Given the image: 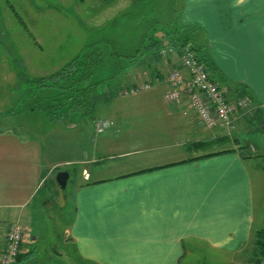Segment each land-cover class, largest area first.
<instances>
[{"label":"crops","instance_id":"0c3cea01","mask_svg":"<svg viewBox=\"0 0 264 264\" xmlns=\"http://www.w3.org/2000/svg\"><path fill=\"white\" fill-rule=\"evenodd\" d=\"M176 20L201 42L198 55L210 65L212 80L229 88L234 98L249 97L250 109L237 116L226 139L221 130L206 129L197 121L186 97L165 103L168 87L163 79L177 66L176 58L141 61L129 68L118 79V89L98 99V108L146 91L151 97L142 98L147 107L140 114L115 105L107 130L99 135L94 131L93 157L79 162L84 167L73 195L72 221L64 232L79 262L181 264L200 253L201 246L231 256V264L249 262L247 247L257 229L249 164L262 183L264 156L258 159L251 143L242 148L240 137L259 126L264 135V0H180ZM146 83L148 90L122 94L126 87ZM136 116L146 127H125L129 123L123 121L133 122ZM2 135L5 129H0ZM203 142L210 145L197 144ZM215 143L229 147L199 153ZM261 150L264 154V145ZM21 153L16 144H0L3 219L19 218L11 210L17 208L12 201L23 197L24 188L30 191L28 178L24 184L20 180L27 158ZM55 170L53 164L46 175ZM11 219H0V254L9 226L18 224ZM26 246L24 241L21 253L28 252Z\"/></svg>","mask_w":264,"mask_h":264},{"label":"rangeland","instance_id":"374dc122","mask_svg":"<svg viewBox=\"0 0 264 264\" xmlns=\"http://www.w3.org/2000/svg\"><path fill=\"white\" fill-rule=\"evenodd\" d=\"M179 5L180 0H0V129L6 130V135L0 136V144L22 148L21 154L27 158L22 160L24 174L20 180L24 184L28 178L30 188L28 193L24 188L21 199L12 201L17 208L11 210L19 218L3 219L0 213V219L17 220L25 227V249H36L30 264H85L77 260L64 232L72 221L73 195L84 167L79 162L93 157L96 146L92 118L73 117L65 111L51 115L47 107L56 94L53 89L50 94L47 89L38 90L37 81L59 72L94 45L105 50L106 64L113 61L114 69L126 66V60L119 62L107 56L132 55L143 40L158 38L176 20ZM111 69L106 65L98 68L96 78H105ZM127 71L116 76L117 80ZM151 93L103 102L94 119L108 122L117 104L126 112L140 114L147 107L142 98L151 97ZM51 116L55 119L49 120ZM123 122L129 123L125 127L135 129L148 124L141 116L133 122ZM262 133L259 126L258 131L251 129L240 137L241 147L246 143L255 146L258 159L264 156ZM227 147L229 144L215 143L199 153ZM53 164L55 172L69 173L63 192L57 188L53 175H46ZM249 170L255 191V226L260 229L264 226V170L262 183L250 164ZM40 181L37 193L35 188ZM32 237L35 243L29 244ZM200 249V253L189 255L181 264H231L232 258L227 254L204 246Z\"/></svg>","mask_w":264,"mask_h":264},{"label":"trees","instance_id":"16d2710c","mask_svg":"<svg viewBox=\"0 0 264 264\" xmlns=\"http://www.w3.org/2000/svg\"><path fill=\"white\" fill-rule=\"evenodd\" d=\"M168 30L163 29L162 34L158 38L143 40L141 46L132 55L121 56L117 54H109L107 58L113 60H126V66L115 68L112 63L106 64L105 50L101 46L94 45L83 50L78 56L72 59L63 69L59 72L39 79L37 89H47L49 94L52 89L56 95L51 96L52 104L47 107L51 115L60 111L71 114L73 117H91L98 108V99L104 97L109 89L117 90L118 75H123L126 70L135 64L144 61L145 63H153V61H161L159 53L166 47L175 49L189 47L196 53H200L202 48L199 47L201 42H198L191 34L192 30L186 26H182L175 20L170 24ZM201 63L204 64L207 71L210 65L206 63L204 57L200 56ZM108 60V59H107ZM111 66L112 72L105 78H96L98 68L102 66ZM210 71V70H209ZM208 71V72H209ZM210 73V72H209ZM99 75V74H98ZM97 75V76H98ZM113 93H111L112 95ZM61 118V116L59 117ZM51 116L49 120H54ZM57 120V119H56ZM227 139V136H225ZM198 145L208 146L210 143H197ZM243 148V147H242ZM220 154L214 153L209 156ZM31 241L29 244H34ZM23 245V244H22ZM250 250L249 262L258 264L264 258V226L260 229H254L251 234L250 243L247 247ZM22 250V247H21ZM36 253V249H30L26 253H21L17 258V264H29Z\"/></svg>","mask_w":264,"mask_h":264},{"label":"built area","instance_id":"2783aa9c","mask_svg":"<svg viewBox=\"0 0 264 264\" xmlns=\"http://www.w3.org/2000/svg\"><path fill=\"white\" fill-rule=\"evenodd\" d=\"M162 60L176 58V65L163 82L168 90L164 93L165 103H176L186 97L197 121L206 129H219L224 135L230 136L235 129L237 116L250 109L249 97L234 98L229 88L220 86L212 80L211 74L201 63L199 55L189 47L175 49L166 47L159 53ZM150 88L143 84L123 89V95H133ZM110 124L96 121L94 131L97 135L104 133ZM25 228L19 224L9 226L5 244L0 254V264H17L21 247L25 241ZM249 264H255L250 262ZM264 264V258L258 263Z\"/></svg>","mask_w":264,"mask_h":264},{"label":"water","instance_id":"95a60500","mask_svg":"<svg viewBox=\"0 0 264 264\" xmlns=\"http://www.w3.org/2000/svg\"><path fill=\"white\" fill-rule=\"evenodd\" d=\"M53 180L61 192L65 190L67 181L69 179V173L64 171L54 172ZM34 240V237L32 238Z\"/></svg>","mask_w":264,"mask_h":264}]
</instances>
